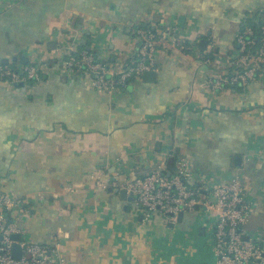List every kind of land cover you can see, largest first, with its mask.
<instances>
[{"label":"crops","instance_id":"crops-1","mask_svg":"<svg viewBox=\"0 0 264 264\" xmlns=\"http://www.w3.org/2000/svg\"><path fill=\"white\" fill-rule=\"evenodd\" d=\"M263 9L264 0H0V63L19 67L12 58L24 56L41 78L29 91L0 82V192L25 202L28 214L14 220L22 238L56 241L68 264H212L207 212L172 226L159 215L144 221L133 200L90 179L97 170L130 179L168 171L178 154L189 157L192 182L239 177L252 204L244 229L264 233V71L216 93L200 64L207 52L224 67L244 20ZM144 25L190 44L158 52L152 82L141 76L106 95L64 74L70 41L122 70L137 58Z\"/></svg>","mask_w":264,"mask_h":264},{"label":"built area","instance_id":"built-area-1","mask_svg":"<svg viewBox=\"0 0 264 264\" xmlns=\"http://www.w3.org/2000/svg\"><path fill=\"white\" fill-rule=\"evenodd\" d=\"M260 30L264 33V21ZM135 33L142 41L137 49V58L125 63L122 70L117 72L109 64L96 60L91 53L79 49L75 41L66 43L59 57L64 74L86 82L98 93L114 95L130 81L155 70V55L166 47L185 53L190 50L189 43L168 31L150 29L144 25L138 27ZM254 34L249 27L239 30L235 39V53L228 57L224 67L215 68V61L207 52L203 53L200 64L208 67L204 82L209 90L220 93L245 87L257 80L264 71V38L253 49ZM40 79L37 62L15 68L0 63V82L4 84L17 86L22 83L29 91ZM192 177V163L185 154L174 157L171 170L157 167L141 178L108 177L102 170L90 175L97 189L118 193L125 190L142 212L144 221L159 215L166 223L174 224L180 213H195L199 208L207 212L211 216L212 264H264V233H247L244 229L252 204L246 199L240 178L216 185L204 175L193 182ZM19 211L28 214L24 200L0 192V264H68L56 241L41 245L22 238V232L14 222ZM14 235L19 237L17 243L21 249L18 259L12 255Z\"/></svg>","mask_w":264,"mask_h":264},{"label":"water","instance_id":"water-1","mask_svg":"<svg viewBox=\"0 0 264 264\" xmlns=\"http://www.w3.org/2000/svg\"><path fill=\"white\" fill-rule=\"evenodd\" d=\"M197 46H198V48L200 49V51H205V50L208 48L209 43H208L207 40H200V41L198 42ZM17 60H18V62H19L21 65H23V66L26 65L27 62H28V59H27L26 57H24V56H21V57H19V58H17V57H13V58H12V61H13V62H16ZM8 62H9V61H8L7 59H5V60H2L1 64H3V65H7ZM154 77H155V71H154V70L147 71V72H145V73L142 75V79H143L145 82H152L153 79H154ZM18 86L21 87V86H22V83H19ZM119 194H120L121 199H123V200H127V201H129V202L133 200L131 196H128V197H127L125 190H120V191H119ZM182 217H183V214L180 213V214L178 215V218H177L176 222H177V223H180L181 220H182ZM170 226H172V224H171ZM12 239L15 241V244L13 245L12 255H13L14 258L18 259V258L20 257V255H21V249H20L19 244L17 243L19 237H18L17 235H14V236H12Z\"/></svg>","mask_w":264,"mask_h":264},{"label":"trees","instance_id":"trees-1","mask_svg":"<svg viewBox=\"0 0 264 264\" xmlns=\"http://www.w3.org/2000/svg\"><path fill=\"white\" fill-rule=\"evenodd\" d=\"M255 16H257L256 21H254L253 19L247 18L246 20H244V22L242 23V25L240 27V30H243L244 28L249 27L255 32L254 37H253L254 42H255L254 46H252L253 49H256L259 45V42L264 38V33H262L260 30V26L264 21V9L255 13ZM150 29H152V28H150ZM14 65L15 64H12V65H10V67L15 68ZM234 89H236V88H234ZM171 168H173V167L171 166L170 170H171Z\"/></svg>","mask_w":264,"mask_h":264},{"label":"rangeland","instance_id":"rangeland-1","mask_svg":"<svg viewBox=\"0 0 264 264\" xmlns=\"http://www.w3.org/2000/svg\"><path fill=\"white\" fill-rule=\"evenodd\" d=\"M165 31V30H164Z\"/></svg>","mask_w":264,"mask_h":264}]
</instances>
